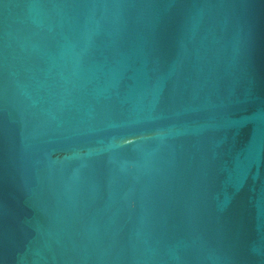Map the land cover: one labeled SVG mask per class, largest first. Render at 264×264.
Listing matches in <instances>:
<instances>
[{
	"label": "water",
	"instance_id": "1",
	"mask_svg": "<svg viewBox=\"0 0 264 264\" xmlns=\"http://www.w3.org/2000/svg\"><path fill=\"white\" fill-rule=\"evenodd\" d=\"M0 264H264V0H0Z\"/></svg>",
	"mask_w": 264,
	"mask_h": 264
}]
</instances>
